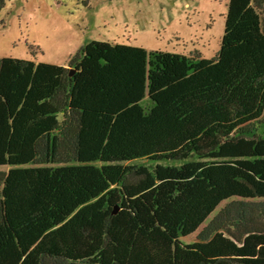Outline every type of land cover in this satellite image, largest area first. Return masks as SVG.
<instances>
[{
  "label": "trees",
  "instance_id": "trees-1",
  "mask_svg": "<svg viewBox=\"0 0 264 264\" xmlns=\"http://www.w3.org/2000/svg\"><path fill=\"white\" fill-rule=\"evenodd\" d=\"M0 264H264V0L212 59L1 58Z\"/></svg>",
  "mask_w": 264,
  "mask_h": 264
},
{
  "label": "rangeland",
  "instance_id": "rangeland-1",
  "mask_svg": "<svg viewBox=\"0 0 264 264\" xmlns=\"http://www.w3.org/2000/svg\"><path fill=\"white\" fill-rule=\"evenodd\" d=\"M230 0H5L0 59L64 66L92 41L212 59ZM226 202L209 217V221ZM197 233L183 238L190 244Z\"/></svg>",
  "mask_w": 264,
  "mask_h": 264
}]
</instances>
